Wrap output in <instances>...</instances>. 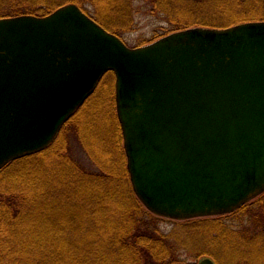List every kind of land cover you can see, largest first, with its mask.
I'll use <instances>...</instances> for the list:
<instances>
[{
    "label": "water",
    "instance_id": "95a60500",
    "mask_svg": "<svg viewBox=\"0 0 264 264\" xmlns=\"http://www.w3.org/2000/svg\"><path fill=\"white\" fill-rule=\"evenodd\" d=\"M108 72L148 210L213 217L264 193V21L130 48L76 4L0 18V170L48 148Z\"/></svg>",
    "mask_w": 264,
    "mask_h": 264
},
{
    "label": "trees",
    "instance_id": "16d2710c",
    "mask_svg": "<svg viewBox=\"0 0 264 264\" xmlns=\"http://www.w3.org/2000/svg\"><path fill=\"white\" fill-rule=\"evenodd\" d=\"M149 1L170 25L155 40L264 21V0ZM68 4L116 36L132 29L131 0H0V18L45 17ZM72 138L91 165L75 158ZM164 221L134 192L113 72L48 148L0 170V264H179L184 250L216 264H264V193L229 214L177 221L168 233Z\"/></svg>",
    "mask_w": 264,
    "mask_h": 264
},
{
    "label": "rangeland",
    "instance_id": "374dc122",
    "mask_svg": "<svg viewBox=\"0 0 264 264\" xmlns=\"http://www.w3.org/2000/svg\"><path fill=\"white\" fill-rule=\"evenodd\" d=\"M152 1L154 2L155 0ZM153 6L157 8L155 6V2L152 4V2L149 0H131L132 19H133L132 29L127 32H122L120 37L121 39L124 40V42L128 47L130 48L143 47L145 45L151 44L165 36L174 33L172 32L155 40L159 36L166 34L170 30V25L166 21L167 19L163 14L157 12V10L156 12L153 11L154 9ZM88 8L92 10V7H88ZM102 92H108V90H106L104 87L102 89ZM115 103H116V89H115ZM116 113H117V109H116ZM72 142L74 148L71 147V152L73 153L75 158L79 159L85 165H91V161L89 160L87 155L83 152L82 148L78 144H75L76 142L74 138H72ZM163 218L165 219V221L161 223V227L165 233L170 232L174 228L175 222L184 221V220H176L165 217ZM179 255L183 257V259H181L182 263L179 264H197L200 262V260L204 258V257L201 259L196 258L193 255H191V258H189V253L185 250L181 251ZM185 257L189 259L187 260Z\"/></svg>",
    "mask_w": 264,
    "mask_h": 264
},
{
    "label": "bare ground",
    "instance_id": "6f19581e",
    "mask_svg": "<svg viewBox=\"0 0 264 264\" xmlns=\"http://www.w3.org/2000/svg\"><path fill=\"white\" fill-rule=\"evenodd\" d=\"M108 73H110V72H108ZM108 73H107V74H108ZM107 74H106V75H107ZM106 75H105V76H106ZM105 76H104V77H105ZM103 79H104V78H103ZM103 79H102V80H103ZM101 82H102V81H101ZM101 82H100V83H101ZM95 92H96V91H95ZM116 109H117V108H116ZM117 116H118V114H117ZM61 131H62V130H61ZM134 192H135V191H134ZM135 194H136V193H135Z\"/></svg>",
    "mask_w": 264,
    "mask_h": 264
}]
</instances>
